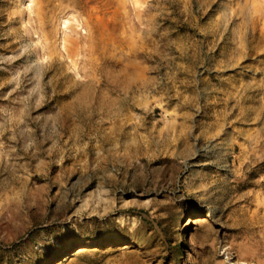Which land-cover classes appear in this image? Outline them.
<instances>
[{
  "label": "rangeland",
  "instance_id": "374dc122",
  "mask_svg": "<svg viewBox=\"0 0 264 264\" xmlns=\"http://www.w3.org/2000/svg\"><path fill=\"white\" fill-rule=\"evenodd\" d=\"M0 264H264V0H0Z\"/></svg>",
  "mask_w": 264,
  "mask_h": 264
},
{
  "label": "bare ground",
  "instance_id": "6f19581e",
  "mask_svg": "<svg viewBox=\"0 0 264 264\" xmlns=\"http://www.w3.org/2000/svg\"><path fill=\"white\" fill-rule=\"evenodd\" d=\"M28 1H32V0H28ZM131 1L134 2V3H139L141 0H131ZM76 53H77V51L76 50H73L72 54L74 55ZM197 221L199 222V224H202L203 223V219H199L198 220V218H197ZM185 226H186V224H184V227ZM188 253H190V252L188 251Z\"/></svg>",
  "mask_w": 264,
  "mask_h": 264
}]
</instances>
